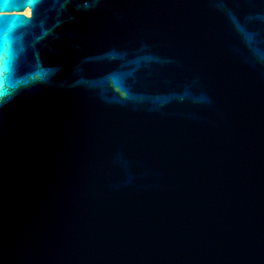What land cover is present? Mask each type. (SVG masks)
Wrapping results in <instances>:
<instances>
[{"label":"water","instance_id":"1","mask_svg":"<svg viewBox=\"0 0 264 264\" xmlns=\"http://www.w3.org/2000/svg\"><path fill=\"white\" fill-rule=\"evenodd\" d=\"M0 0V264H264V0Z\"/></svg>","mask_w":264,"mask_h":264},{"label":"snow or ice","instance_id":"2","mask_svg":"<svg viewBox=\"0 0 264 264\" xmlns=\"http://www.w3.org/2000/svg\"><path fill=\"white\" fill-rule=\"evenodd\" d=\"M17 6H18V7H20V8L24 7V6H25V4H24L23 0H21V2H20V3H18V5H17ZM6 39H7V37H6V36L0 37V42H5V43H6Z\"/></svg>","mask_w":264,"mask_h":264}]
</instances>
